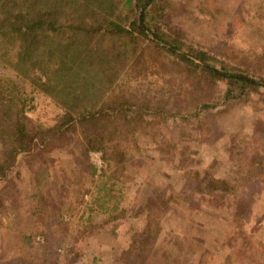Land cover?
<instances>
[{"label":"rangeland","instance_id":"1","mask_svg":"<svg viewBox=\"0 0 264 264\" xmlns=\"http://www.w3.org/2000/svg\"><path fill=\"white\" fill-rule=\"evenodd\" d=\"M158 4L152 7H165L159 13L162 28L182 30L186 45L256 85L219 83L206 88L214 92L215 108L177 111L179 105L173 102L186 96L170 97L171 91H196L192 86L198 79L190 74L182 81L178 71L161 70L160 80L157 73L151 77L142 70L131 95L141 100L168 98L170 105L160 116L144 114L143 125L137 122L136 144L125 143L138 146H126L132 153L128 162L116 166L103 151H86L81 143L69 142L68 133L18 155L0 183V264H120L133 234L143 227L147 213L139 209L154 196L171 200L152 212L160 231L148 264H264V170L255 172L259 162L252 160L254 151L264 157V88L257 87L264 80V0ZM147 52L156 55L153 48ZM14 77L0 61V78ZM22 90L32 99L29 124L49 122L56 111L52 102L28 83ZM132 116L140 120L138 111ZM102 181L112 188L110 196L118 199L126 217L81 239V216L86 219L89 208L91 226L104 221L101 203L86 206L91 198L102 196L96 194ZM215 182H224L228 191L212 192ZM78 238L82 255L72 261L67 251Z\"/></svg>","mask_w":264,"mask_h":264},{"label":"trees","instance_id":"2","mask_svg":"<svg viewBox=\"0 0 264 264\" xmlns=\"http://www.w3.org/2000/svg\"><path fill=\"white\" fill-rule=\"evenodd\" d=\"M145 1L0 0V61L15 75L13 79L0 78V183L14 168L18 155L30 153L36 143L47 145L66 133L69 142L73 139L75 144L81 143L86 151H103L116 166L128 162L132 153L127 152L126 146L131 150L138 146L125 143L136 144L133 137L137 122L143 125L144 114L160 116L170 105L168 98L141 100L131 95L142 70L151 77L157 73L160 80L161 70L173 74L178 71L182 81L190 74L198 79L192 86L196 91L189 87L177 93L171 91L170 97L186 96L178 104L173 102L174 106L179 105L177 111L190 106H194V111L215 108L214 92L206 88H216L219 83L235 80L256 85L234 68L186 45L182 30L170 32L162 28L159 13L165 7H156L161 0H152L139 16ZM148 48L154 49V57ZM164 63L166 66H160ZM262 82L257 87L264 88ZM24 83L52 102L56 111L49 122L29 124L32 99L22 90ZM198 92V97L190 96ZM137 111L140 120L135 121L132 114ZM122 122L128 127L126 131ZM252 160L259 162L254 171L262 172L264 157L254 151ZM90 170L92 175L95 170ZM104 177L111 180L106 174ZM221 183L215 182L212 192L222 188L227 192ZM111 191L105 181L96 186V194L102 196L91 198L86 206L101 203L98 207L104 221L91 226L93 209L89 208L86 219L81 216L79 238L126 217L118 199L110 196ZM170 200L154 196L139 209L140 213H147L143 227L133 234L129 247L119 258L120 264H148L160 231V222L152 212ZM241 204L242 200L238 201V206ZM246 207L249 208L247 203ZM79 238L67 251L72 261L82 255ZM75 244L79 246L74 247Z\"/></svg>","mask_w":264,"mask_h":264},{"label":"water","instance_id":"3","mask_svg":"<svg viewBox=\"0 0 264 264\" xmlns=\"http://www.w3.org/2000/svg\"><path fill=\"white\" fill-rule=\"evenodd\" d=\"M152 0H146L144 3H143V5H142V7L140 8V11H139V16H141V14H142V12H143V10H144V8L151 2ZM215 70H216V68H214Z\"/></svg>","mask_w":264,"mask_h":264}]
</instances>
